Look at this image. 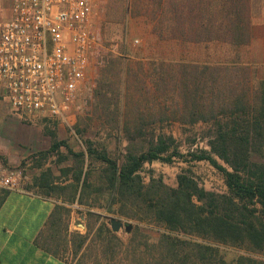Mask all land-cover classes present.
I'll list each match as a JSON object with an SVG mask.
<instances>
[{
  "label": "trees",
  "instance_id": "trees-1",
  "mask_svg": "<svg viewBox=\"0 0 264 264\" xmlns=\"http://www.w3.org/2000/svg\"><path fill=\"white\" fill-rule=\"evenodd\" d=\"M261 1L178 0L180 37L188 34L187 38L195 42L246 44L253 19L264 15L262 7H258ZM123 2L122 19L127 20L129 5ZM96 56L101 72L119 74V63L111 55L99 52ZM172 66L179 68L171 93L179 97H172L173 105L178 106L174 110L183 111L186 123L211 125L208 148H198L190 153L191 157L207 160L219 169L228 191L207 190L188 172L178 175L175 187L154 176L146 183L141 175L145 163L172 162L174 156H183L175 136L163 133L153 135L144 149L136 148V140L130 138L131 145L122 162L111 157L106 147L95 148L92 141H87L86 151L69 148L74 156L73 165L63 167L62 171L72 173L75 181L72 188L76 195L71 201L78 196L79 203H86L84 196L95 192L108 198L104 205L107 211L140 221L128 242L105 222L99 225L91 242L101 249L104 264H124L122 254L125 264H264V79L259 81L260 88L253 90L248 65L171 62ZM167 86L163 89L165 96ZM129 89L130 86L120 89L117 83L112 98L107 92H100L103 109L110 118L107 120L114 129L120 123ZM163 100L166 101L165 97ZM62 144L66 142L54 141L51 151L60 152ZM63 156L64 160L68 157ZM98 162L100 168L96 166ZM96 174L98 184L93 181ZM46 189L54 193L66 188L48 185ZM91 204L90 210L97 207ZM57 208L63 209L62 205ZM141 222L153 225L158 236L152 238L147 234ZM89 232L74 234L78 249L85 246ZM226 252L234 255L227 257Z\"/></svg>",
  "mask_w": 264,
  "mask_h": 264
},
{
  "label": "rangeland",
  "instance_id": "rangeland-1",
  "mask_svg": "<svg viewBox=\"0 0 264 264\" xmlns=\"http://www.w3.org/2000/svg\"><path fill=\"white\" fill-rule=\"evenodd\" d=\"M125 2L130 10L127 20L122 19L123 0H94L99 39L91 53L89 78L83 87L80 108L69 119H49L41 116L31 120L20 118L13 113L5 93L0 90V158L11 166L24 167V176L30 179L40 174L45 179L50 176L49 172L53 171L55 181L51 185L58 189L66 188L54 192L55 197L65 204L73 205L57 206L62 205V211L66 213L73 210L76 218L77 216L79 218L76 221L86 225H84L86 229L80 228L79 231L74 230L71 233L68 232L67 221L60 225L61 229L58 232L61 230V234L58 233L56 237L55 252L62 255L68 264H104L101 249L96 243L91 242L102 222L112 229V218L122 221L124 226L116 233L125 242L129 241L132 230L140 222L107 211L104 205L108 198L105 195L93 192L89 197L84 196L86 203H79L78 196H75L74 202L71 201L76 195L72 188L75 181L72 173L62 171L63 167L73 165L74 156L69 153V148L76 152L86 151L87 141H92L95 148L106 147L111 157L122 162L131 145L130 138L136 140L134 144L136 148L144 149L153 135L173 134L178 140L183 156H174L172 162L157 160L145 163L141 171L145 182L148 183L152 176L161 177L167 185L175 187L178 175L188 172L207 190L217 193L228 191L225 176L219 169L207 160H193L191 157L190 153L197 151L198 148H208V139L212 134L211 125L204 122L186 123L183 111L174 110L178 107L173 105L174 100H179V97L171 93L179 68L171 67V62L242 64L233 56L237 45L224 42L227 44L219 46L212 42L215 40H207L209 59L205 61L201 56L199 42L187 38L190 37L188 34H184L187 36L181 40L177 39L182 38L176 18L178 0H129V3L125 0ZM258 7H262L264 12V0L258 3ZM174 33H178L179 37H174ZM99 52L111 55L110 58L119 63L118 75L113 72L108 74L101 72L96 56ZM250 77L253 84L251 88L259 89L261 78L255 76L251 67ZM117 83L120 84V89L123 87L124 90L130 86L128 92L130 94L127 102L122 104L120 123L114 129L111 121H108L110 118L106 116L108 112L103 109V100L99 97L102 91L107 92L112 98ZM165 86L167 96L163 92ZM164 97L166 101L163 100ZM139 127L142 128L141 131ZM54 141L66 142L60 147V152L51 151ZM63 155L68 156L66 160L63 159ZM218 160L231 170L222 159ZM100 165L99 162L96 164L98 168ZM45 175L46 177H43ZM93 181L95 184L100 182L97 174ZM80 190L81 187L78 191ZM91 203L97 207L90 210ZM100 205L103 206L99 207ZM93 212L94 215H91ZM141 216L147 217L144 214ZM128 224L133 226L130 232L126 230ZM142 224L145 232L152 238L158 236V230L153 225L150 226L146 222H141ZM88 231L89 239L83 248L78 249L77 243L73 242L74 234L77 232L86 234ZM234 250L230 251L236 253ZM226 254L227 257L234 255L227 252ZM123 255L121 263L125 264L127 261Z\"/></svg>",
  "mask_w": 264,
  "mask_h": 264
},
{
  "label": "built area",
  "instance_id": "built-area-1",
  "mask_svg": "<svg viewBox=\"0 0 264 264\" xmlns=\"http://www.w3.org/2000/svg\"><path fill=\"white\" fill-rule=\"evenodd\" d=\"M98 39L94 0H14L12 17L0 22V88L13 113L69 119ZM24 175L0 158V189L24 190Z\"/></svg>",
  "mask_w": 264,
  "mask_h": 264
},
{
  "label": "crops",
  "instance_id": "crops-1",
  "mask_svg": "<svg viewBox=\"0 0 264 264\" xmlns=\"http://www.w3.org/2000/svg\"><path fill=\"white\" fill-rule=\"evenodd\" d=\"M13 3L14 0H0V22L12 17ZM212 42L219 46L227 44ZM207 44V41L198 44L205 61L209 59ZM233 56L250 66L257 78L264 79V15L253 19L248 43L237 45ZM54 174L49 172L47 180L41 174L33 179L24 176L25 188L21 191L0 189V264H68L55 252L60 225L67 221L69 233L84 230L86 225L76 221L79 218L73 210L68 213L57 210V204L73 205L63 203L46 189L55 181Z\"/></svg>",
  "mask_w": 264,
  "mask_h": 264
},
{
  "label": "water",
  "instance_id": "water-1",
  "mask_svg": "<svg viewBox=\"0 0 264 264\" xmlns=\"http://www.w3.org/2000/svg\"><path fill=\"white\" fill-rule=\"evenodd\" d=\"M111 226H112L113 231L117 232L124 226V223L122 221L116 219V218H112L111 219ZM132 227L133 226L131 224H128L126 226V230L130 232Z\"/></svg>",
  "mask_w": 264,
  "mask_h": 264
}]
</instances>
